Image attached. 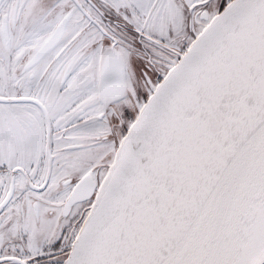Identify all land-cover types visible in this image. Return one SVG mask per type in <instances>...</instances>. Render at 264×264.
Wrapping results in <instances>:
<instances>
[{
    "label": "snow or ice",
    "instance_id": "1",
    "mask_svg": "<svg viewBox=\"0 0 264 264\" xmlns=\"http://www.w3.org/2000/svg\"><path fill=\"white\" fill-rule=\"evenodd\" d=\"M0 264H264V0H0Z\"/></svg>",
    "mask_w": 264,
    "mask_h": 264
}]
</instances>
